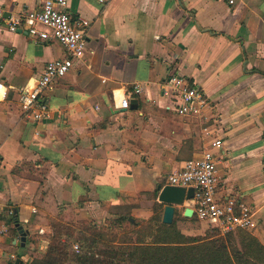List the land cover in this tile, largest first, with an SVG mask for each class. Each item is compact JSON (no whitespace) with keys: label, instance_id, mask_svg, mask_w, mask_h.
I'll return each instance as SVG.
<instances>
[{"label":"crops","instance_id":"crops-1","mask_svg":"<svg viewBox=\"0 0 264 264\" xmlns=\"http://www.w3.org/2000/svg\"><path fill=\"white\" fill-rule=\"evenodd\" d=\"M43 1L0 0V7L7 17ZM67 3L90 23L87 51L46 94V120L26 119L18 92L32 89L65 51L0 27V202L15 209L0 237V264L10 255L13 264H31L29 234L49 232L46 220L56 215L93 224L119 216L146 222L156 214L162 221L165 205L157 198L168 176L215 139L222 141L219 188L253 208L249 232L264 244V0ZM177 74L205 92L210 109L203 117L166 109L160 90ZM135 85L139 96H131ZM122 95H130L125 110L117 108ZM187 208L190 202L174 208L173 219H187L178 229L204 234L188 227Z\"/></svg>","mask_w":264,"mask_h":264},{"label":"built area","instance_id":"built-area-1","mask_svg":"<svg viewBox=\"0 0 264 264\" xmlns=\"http://www.w3.org/2000/svg\"><path fill=\"white\" fill-rule=\"evenodd\" d=\"M232 1H230L231 3ZM89 21L69 11L67 0H44L39 9H26L14 15L5 16L0 7V27L10 33H25L37 42L58 43L65 51L61 59L46 64L43 73L30 90L18 92L20 111L26 119L40 122L48 119L49 108L46 94L53 83L64 77L74 63L86 55V34ZM141 88L133 86L131 96H139ZM162 97L168 98L172 110L179 116L203 117L210 109L205 92L182 75H174L166 81L161 90ZM6 96V87L0 79V99ZM130 95L119 97L118 109H128ZM222 149V141L213 140L201 156L187 160L181 168L170 174L168 184L192 189V217L203 229H215L220 235L238 230L249 231L255 225L253 208L232 193H222L216 171L215 153ZM15 216V209L8 203L0 202V237L6 235ZM77 250V246H74ZM15 256L10 255L9 264Z\"/></svg>","mask_w":264,"mask_h":264},{"label":"trees","instance_id":"trees-1","mask_svg":"<svg viewBox=\"0 0 264 264\" xmlns=\"http://www.w3.org/2000/svg\"><path fill=\"white\" fill-rule=\"evenodd\" d=\"M177 215L170 224L163 223L157 214L143 222L145 226L135 244L128 239L127 244L118 243L112 229L73 230L57 225L54 243L35 264H264V244L253 234L238 230L220 235L215 229H207L203 235L186 236L178 229L177 221L187 219ZM123 223L129 227L139 224L133 218L119 216L111 227Z\"/></svg>","mask_w":264,"mask_h":264},{"label":"rangeland","instance_id":"rangeland-1","mask_svg":"<svg viewBox=\"0 0 264 264\" xmlns=\"http://www.w3.org/2000/svg\"><path fill=\"white\" fill-rule=\"evenodd\" d=\"M116 219L117 218L106 219L105 221L101 220L100 222H97L94 224L96 226H93V223H91V222H75L74 220H66V219H64L60 216H57V215L54 218H50L49 220L47 219L46 224L49 226V232L29 234V236H28V243H27L28 247H27V251H26L28 259L30 260L31 264H35L40 258H43L42 255L44 254L46 248L49 245H51L52 243H54L53 233L56 232V230L59 228V227H57V225L58 226H70V227H72L73 230H80V229L86 230V229L91 228V227H95L96 230H98V229H101V230L102 229H112L113 231H115V234L117 235L118 243L122 244V243L126 242V244H127L128 243L127 239H128L130 241L129 243L135 244L136 241H138V239L141 237V236H138V233H140L141 230L145 226V225H142L143 221H139V220L135 219L136 221H138L139 224L137 226H134V227H129L128 225L123 223L122 225H120V224L115 225L114 224V228H112L111 227L113 225L112 222L115 223ZM184 226H186V225H184ZM188 227L192 228L194 230H199V231L202 230L201 226H199V224L196 221L192 222V224L188 225ZM206 230L207 229H205L204 232ZM151 231H152V233L155 232V228H151ZM246 232L250 233L249 231H246ZM191 234L194 235L195 233H191ZM193 235H190V236H193ZM78 239L80 240V237H78ZM144 239L146 241L150 240V238L148 236H145ZM57 256H59V255H57Z\"/></svg>","mask_w":264,"mask_h":264},{"label":"water","instance_id":"water-1","mask_svg":"<svg viewBox=\"0 0 264 264\" xmlns=\"http://www.w3.org/2000/svg\"><path fill=\"white\" fill-rule=\"evenodd\" d=\"M132 102H130L131 106ZM193 197V190L187 189L185 190L182 187H175L171 185H165L163 188L160 190L158 194V202L160 204H164V211H163V217H162V222L165 224H170L173 220V214H174V208L175 207H180L184 204V202H187L191 200ZM184 217H192V210L191 209H186L184 211ZM19 234L22 236L24 235L22 232V228L20 226H16ZM24 241V237L22 238ZM18 264V262H16Z\"/></svg>","mask_w":264,"mask_h":264}]
</instances>
